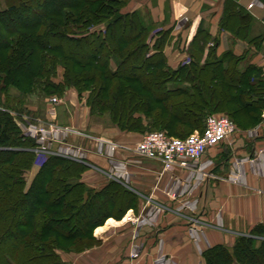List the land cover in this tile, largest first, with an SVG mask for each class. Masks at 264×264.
I'll return each instance as SVG.
<instances>
[{
    "label": "trees",
    "instance_id": "16d2710c",
    "mask_svg": "<svg viewBox=\"0 0 264 264\" xmlns=\"http://www.w3.org/2000/svg\"><path fill=\"white\" fill-rule=\"evenodd\" d=\"M21 1L0 14L9 30L3 36L0 31V54H12L0 63V83H18L26 73L50 78L62 66L67 83H97L98 104L112 114L120 130L128 132L145 130L143 118L129 114L140 110L151 114L154 127L181 139L203 132L214 113L229 115L242 129L262 121L260 70L250 67L241 72V60L217 57L215 46L204 63L191 57L189 64L172 69L164 53L167 33L151 48L153 26L139 13H121L128 0ZM16 19L31 33L10 29L9 23ZM101 23L105 31H90ZM199 48L204 47L199 44ZM34 54L35 70H9L12 60L28 63ZM130 81L140 88L122 87ZM0 105H5L1 99ZM35 145L25 139L8 112L0 111V264H65L58 250L80 253L95 246V229L111 217L120 219L136 201L133 193L114 181L102 190L86 186L81 180L87 168L58 156H51L27 187L23 173L36 156L25 147ZM118 209L121 213L116 215ZM203 258L205 264H264V224L237 237L233 247L209 248Z\"/></svg>",
    "mask_w": 264,
    "mask_h": 264
},
{
    "label": "crops",
    "instance_id": "0c3cea01",
    "mask_svg": "<svg viewBox=\"0 0 264 264\" xmlns=\"http://www.w3.org/2000/svg\"><path fill=\"white\" fill-rule=\"evenodd\" d=\"M21 3V0H0V14ZM141 11L147 21L157 24L163 34L167 33L165 54L170 66L178 67L189 56L204 63L215 46L217 57H237L241 60V72L257 68L264 80V0H128L125 13ZM244 14L249 18L244 19ZM3 19L0 17L2 36L8 30ZM19 21L8 22L9 28L17 27L22 33L30 34L18 25ZM199 44L204 48H199ZM11 55L2 52L0 63L8 61ZM10 63L11 71H32L36 56L28 63L16 60ZM38 64L40 68V60ZM206 158L212 160L211 176L191 195L179 198L185 202L195 200L193 212L166 206L177 204L167 195L173 183L171 173L164 172L161 163L144 159L141 165L131 164L128 181L120 184L135 195L136 207L127 209L120 220L111 217L97 227L94 236L98 245L94 248L80 253L57 251L61 261L65 264H205L203 253L209 248L232 247L231 233L249 231L264 223V112L256 127L237 128L231 139L210 149ZM91 172L86 170L81 181L93 189L105 188L107 181L99 178L94 181ZM160 206L167 210L157 214L154 221L140 220L145 212L149 217ZM129 216L135 221H128ZM111 219L113 223H109ZM191 219L196 221V240L190 232ZM139 250L140 257L135 259L133 253Z\"/></svg>",
    "mask_w": 264,
    "mask_h": 264
},
{
    "label": "rangeland",
    "instance_id": "374dc122",
    "mask_svg": "<svg viewBox=\"0 0 264 264\" xmlns=\"http://www.w3.org/2000/svg\"><path fill=\"white\" fill-rule=\"evenodd\" d=\"M42 1L44 2V0ZM127 5L122 9L121 13L127 14L125 13V8ZM51 9L52 7L48 11L51 12ZM74 12L77 13L76 11ZM135 13H139L147 25L153 26L151 27L153 40L149 42L150 47L152 48L158 39V44H160V37L162 35V31L160 30L161 28L157 26V24L147 21V16L143 14L142 11ZM90 31H105V24L101 23L97 27L91 28ZM24 49L25 48L23 46L20 47V50L23 51ZM164 49L166 50V47ZM81 50L86 51L85 48H82ZM151 52H153V50ZM42 55H47V53L42 52ZM166 59L167 64L170 66L169 58L167 56ZM191 60L192 59L190 56L186 57L183 59V62L179 64V66L183 64H189ZM170 67L172 69L177 68L175 66V68L173 66ZM64 74L65 68L58 66L56 68V73H52L53 76L50 77L51 79L49 77L46 78L40 73L36 72L35 74L26 73V76H23V79L17 81L18 83H0V99L2 100V104H5L0 105V111L4 113L8 112L12 118V121L17 126L22 135L24 134V131L29 132L26 134L27 136L23 135L25 139L33 140L36 144L34 148L25 147L31 153H35L36 156L33 166L23 173L27 187L32 185L33 180H35L38 172L43 166H45L48 159L51 156H55L51 154L41 155L36 152V150L42 146L37 144L38 140L35 138V133L30 132L31 129L34 130L36 128H41L46 132V140H50L52 136L54 138V130H58L57 128H59V130L62 132L58 134L57 139H55L56 142L52 143L50 147L51 152L58 151L62 145H72L76 149H79L80 157L83 154L82 151L87 155V160L84 159L82 162L79 160L75 161L83 164L87 168L86 170H92L90 175L95 179L94 181L99 178L101 180L107 181L106 183L108 184L112 181L120 183L117 179L111 177H115L114 169L116 170V166H120V161H125L126 159H137L136 161L139 165H141L142 161L144 160L139 159L135 153L129 151V149H134L145 134L161 131L163 128L160 129L158 127H154L152 122L149 121L151 114L148 112L144 113L140 110L135 112L131 111L129 114L143 118L145 123L144 125L146 127L145 130L143 132L139 130L129 132L120 130V128L113 121L112 114L105 110L104 107H101L95 98L96 90H94V87H97L98 84L82 83L81 86H77L75 80H70V83H67L65 81ZM130 82L131 83H122V87L132 86L136 89L140 88L139 83H133L132 81ZM54 99H56V102L53 101ZM150 103H152V101ZM220 115L231 118L225 113H220ZM108 144L112 146L111 151L109 152L112 155L107 157L106 154H104L106 153V149L104 147H107L106 145ZM15 145H17V143H15ZM21 147L22 146L19 145H17V147L15 146V148L22 149ZM58 157L67 158L66 156ZM67 159L74 160L70 158ZM132 165H134V163ZM130 170L131 166L129 165L126 169H122V171H120L122 175L128 173V177L126 176V181H128L130 177ZM120 179L124 180L125 178L121 176ZM127 187H129V185ZM98 190L102 189L99 188ZM136 202L137 201L133 202V207H136ZM174 202H176V206L173 207V205L167 204L166 206L175 209L177 208L180 211L184 210L182 209V206L185 205V201L176 199ZM110 213L113 212L111 211ZM120 213V209L116 210L115 212L116 215H119ZM145 213L142 217H140L142 222H145V219L149 218L145 215ZM112 218L115 220L119 219L115 217ZM128 221L131 220L128 219ZM251 230L231 233L234 243L237 237L242 235H250ZM257 244L259 245V242ZM97 245L98 242L95 244V246ZM95 246L91 248H94ZM58 252L62 253L65 251L58 250Z\"/></svg>",
    "mask_w": 264,
    "mask_h": 264
},
{
    "label": "built area",
    "instance_id": "2783aa9c",
    "mask_svg": "<svg viewBox=\"0 0 264 264\" xmlns=\"http://www.w3.org/2000/svg\"><path fill=\"white\" fill-rule=\"evenodd\" d=\"M256 3L249 5L252 8ZM56 102V99L53 100ZM54 130V135L50 140H46V132L40 129H31L30 132L35 133V138L38 140L37 144L42 145L36 150L41 155L51 154L55 156H66L67 158L83 161L87 160V155L82 151L80 157L79 149L74 146L66 144L62 145L58 151L51 152L50 147L53 142H56L57 136L61 130ZM236 124L227 116L214 114L210 115L206 120V126L203 132L195 131L187 138L181 139L168 135L165 131H156L147 133L143 136L141 141L136 145L134 149H129L135 153L139 159L153 160L163 165V171L171 173L172 186L167 191V195L171 199H179L187 195H191L193 191L199 186L201 182H204L211 175L209 174L212 160L206 158L210 149L220 146L222 143L231 139L236 133ZM29 132L24 131V136H27ZM63 142L62 140H60ZM66 141V140H65ZM64 146V147H63ZM104 147L106 149V156H111L109 152L112 146L109 144ZM78 151V152H76ZM103 154V153H102ZM103 154V155H104ZM138 163L135 160L120 161V166H116L114 169V179L119 182L126 181L128 173L122 175L120 171L126 169L129 165ZM115 167V166H114ZM127 174V175H126ZM121 176L125 178L121 180ZM127 182V181H126ZM197 203L195 200L185 202L182 209L188 208L192 212L194 211ZM164 207H158L153 215L149 216V220L154 221L157 214L164 212ZM129 220L135 221L132 216L128 217ZM139 221V220H138ZM192 237L196 240L198 238L196 221L190 220ZM140 250L133 253V257L139 258Z\"/></svg>",
    "mask_w": 264,
    "mask_h": 264
},
{
    "label": "bare ground",
    "instance_id": "6f19581e",
    "mask_svg": "<svg viewBox=\"0 0 264 264\" xmlns=\"http://www.w3.org/2000/svg\"><path fill=\"white\" fill-rule=\"evenodd\" d=\"M113 222V220L111 219V220H109V223H112Z\"/></svg>",
    "mask_w": 264,
    "mask_h": 264
}]
</instances>
